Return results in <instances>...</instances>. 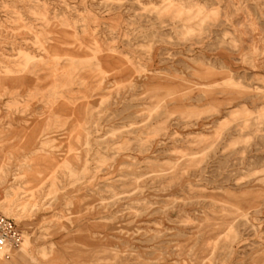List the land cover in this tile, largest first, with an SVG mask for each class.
I'll return each mask as SVG.
<instances>
[{
  "label": "rangeland",
  "instance_id": "1",
  "mask_svg": "<svg viewBox=\"0 0 264 264\" xmlns=\"http://www.w3.org/2000/svg\"><path fill=\"white\" fill-rule=\"evenodd\" d=\"M0 211L6 264H264V0H0Z\"/></svg>",
  "mask_w": 264,
  "mask_h": 264
},
{
  "label": "built area",
  "instance_id": "2",
  "mask_svg": "<svg viewBox=\"0 0 264 264\" xmlns=\"http://www.w3.org/2000/svg\"><path fill=\"white\" fill-rule=\"evenodd\" d=\"M22 240L23 231L17 221L0 211V247H18Z\"/></svg>",
  "mask_w": 264,
  "mask_h": 264
},
{
  "label": "crops",
  "instance_id": "3",
  "mask_svg": "<svg viewBox=\"0 0 264 264\" xmlns=\"http://www.w3.org/2000/svg\"><path fill=\"white\" fill-rule=\"evenodd\" d=\"M9 257H11L12 259H14L16 257V255L13 254H7ZM6 260V257L4 258V261ZM0 264H6L3 261L0 260Z\"/></svg>",
  "mask_w": 264,
  "mask_h": 264
},
{
  "label": "bare ground",
  "instance_id": "4",
  "mask_svg": "<svg viewBox=\"0 0 264 264\" xmlns=\"http://www.w3.org/2000/svg\"><path fill=\"white\" fill-rule=\"evenodd\" d=\"M0 248H3V247H0Z\"/></svg>",
  "mask_w": 264,
  "mask_h": 264
}]
</instances>
